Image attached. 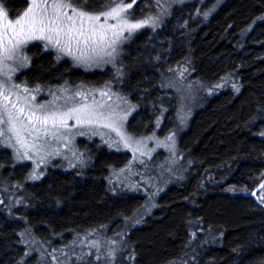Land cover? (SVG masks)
Returning <instances> with one entry per match:
<instances>
[{"label":"trees","instance_id":"obj_1","mask_svg":"<svg viewBox=\"0 0 264 264\" xmlns=\"http://www.w3.org/2000/svg\"><path fill=\"white\" fill-rule=\"evenodd\" d=\"M105 1L92 4L99 8ZM7 2L12 11L23 3ZM196 8L176 10L155 34L142 32L124 47L125 91L138 107L128 131L148 133L162 101L174 105L173 97H162L170 93L160 89V74L186 57L198 79L234 74L241 90L222 92L195 113L179 142L190 175L168 188L144 224L126 235L134 254L122 264H264V208L250 198L264 180V0H227L207 21L193 15ZM30 51V83H98L104 77L66 63L55 66L50 55ZM120 155L101 150L84 181L76 171L50 170L41 182L28 184L27 167L12 168L9 152L1 150L0 185L15 180L28 192L11 217L0 212V264H40L48 249L65 245L69 236L128 219L142 198L111 195L106 183ZM260 194L264 198V188L257 194L264 205Z\"/></svg>","mask_w":264,"mask_h":264},{"label":"rangeland","instance_id":"obj_2","mask_svg":"<svg viewBox=\"0 0 264 264\" xmlns=\"http://www.w3.org/2000/svg\"><path fill=\"white\" fill-rule=\"evenodd\" d=\"M20 1L24 2V7L11 12L13 21L18 19L31 3V0ZM226 1L136 0L133 7L127 10L128 22L136 23L151 18L150 22L134 30L131 35L125 30L115 45L114 52L106 42L103 54L92 56L86 63L75 60L73 55L67 54L66 49L62 52L59 46L50 45L47 41L39 39L29 40L21 45L16 50L21 52L19 58L15 52L12 54L22 67L26 61L23 48L34 43L43 50L52 52L59 62L68 61L73 71L82 74H104L98 83L75 82L74 79L73 83L66 82L65 85L55 89L48 90L43 86L37 88L38 90H27L25 86L9 81L14 71L10 66L11 59L0 62V116H5V110L16 114L19 108H23L25 113L36 111L38 115H43L39 110L41 105L46 106L49 111L59 109L61 112H66L72 107L89 105L111 118L110 121L86 124L82 127L74 126L76 125L74 119L69 120V127L59 129L58 136L41 133L39 140H35L34 136L28 137L24 146L18 144L15 138L10 139L12 135L10 132L0 136V151L9 152L11 167L22 165L27 167L24 182L39 183L48 176L50 170H55L51 172L76 171L81 176L78 179L84 181L85 173L91 170L89 167L94 161L93 156L95 157L101 150H106L124 156L120 155V161L117 160L118 167L114 166L108 170L106 183L111 195L142 198L141 206L124 222L112 228H96L69 236L65 245L48 249V255H44L40 264H122L125 257L130 260L134 253L130 251L126 235L132 229L144 224L145 219L156 209L158 198L168 188L183 185L187 181L191 164L179 148L181 137L187 132L195 113L203 109L212 98L225 91L237 95L241 90L239 80L234 74L225 73L217 80L206 83L194 76L195 68L188 57L166 67L160 74V89L169 91L170 94L164 93L162 97H173L174 105L162 101L151 130L145 134L134 135L128 131V122L137 113L138 107L131 102L125 91V73L120 58L124 47L128 46L135 36L142 32L155 34L176 10L196 4L198 8L194 9L193 15L207 21L224 6ZM124 2L132 3V0H124ZM115 3H119V0H115ZM138 3L143 4H140L134 12ZM109 6H115L113 0L105 1L99 8L96 7L97 9L94 5L89 10L98 13L107 10ZM100 23H103V17ZM108 25H116L115 30L118 31L121 22L109 19ZM2 33L3 30H0V34ZM113 38H115L113 30H109L107 40ZM108 52H112V55H107ZM74 53L76 56L80 55L79 51L75 50V46ZM13 104L16 108H13ZM170 112H172L171 117H167ZM104 123H112L113 126L104 127ZM48 127L51 128V123ZM33 144L35 147L32 146ZM34 176L38 178H33ZM15 183L16 181L13 180L0 185V212L9 217L13 215L15 209L24 206L25 194L28 192L24 186H21L22 184ZM248 194L242 192L240 195ZM260 198L262 199L261 194ZM27 249L30 250V247ZM42 250L44 252L43 248Z\"/></svg>","mask_w":264,"mask_h":264},{"label":"snow or ice","instance_id":"obj_3","mask_svg":"<svg viewBox=\"0 0 264 264\" xmlns=\"http://www.w3.org/2000/svg\"><path fill=\"white\" fill-rule=\"evenodd\" d=\"M135 2L136 0H132V3L119 0V3H115L113 0L115 6H109L107 10L97 13L89 10L93 7L92 0H31L27 10L14 21L8 19V14L0 5V20L3 21V33L0 34V57H2L0 62L11 59L12 54L21 45L34 39L45 40L50 45L59 46L62 52L66 49L68 55H73L75 60L84 63L92 56L103 54L106 42L114 52L115 45L125 30L131 35L134 30L147 25L151 20L149 18L136 23L128 22L127 10L132 8ZM102 17L103 23H100ZM109 19L121 22L118 31L115 30L116 25H108ZM109 30H113L115 37L110 41L107 40ZM74 46L75 50L79 51V56L75 55ZM106 54L111 56L112 52ZM101 94L106 95V93ZM13 108H16L15 104ZM39 110L43 115H38L36 111L25 113L23 108H19L16 114L5 110L7 119L5 116H0V136L10 132L12 134L10 139L15 138L18 144L24 146L28 137L34 136L35 140H39L41 133L58 136L59 129L69 127V120L74 119L76 121L74 126L82 127L111 119L110 116H105L102 111H97L89 105L72 107L66 112H61L59 109L49 111L46 106L41 105ZM49 123L51 128L48 127ZM103 126L112 127L113 124L104 123ZM32 146L35 147V144ZM261 187L264 188V184Z\"/></svg>","mask_w":264,"mask_h":264},{"label":"flooded vegetation","instance_id":"obj_4","mask_svg":"<svg viewBox=\"0 0 264 264\" xmlns=\"http://www.w3.org/2000/svg\"><path fill=\"white\" fill-rule=\"evenodd\" d=\"M7 1L8 0H0V5H2L3 11L8 14V19L11 20L12 10L9 7V3ZM23 7H24V2L22 3V7H20V9H22ZM20 9H17V10H20ZM2 24H3V21L0 20V30H3ZM33 47L37 48L38 52L41 55H50L51 60L53 61L55 66H58L61 63H66L68 65V68H72L68 61L59 62V60L55 57V55H53L52 52H47V51L43 50L42 48H40L38 45H35L34 43H32V44L26 45L23 48V53H24L23 55H25V59H26L25 65L22 66L23 68L21 67L22 64L17 60V58L20 57V53H21L20 50L15 52L16 55H18L17 58L16 57L11 58L10 66H11L12 70H14V71L12 72V74L10 76V77H12L11 78L12 81L9 78L10 82H13L15 84H21L22 86H25V88L27 90H36L37 88L43 87V86L49 90V89H55L61 85H65L66 82L70 83V84L72 83L68 79H64V80L53 82V83H30L29 81H27V79L25 77V73L27 71H29L32 67V55L33 54L31 53L30 49Z\"/></svg>","mask_w":264,"mask_h":264},{"label":"water","instance_id":"obj_5","mask_svg":"<svg viewBox=\"0 0 264 264\" xmlns=\"http://www.w3.org/2000/svg\"><path fill=\"white\" fill-rule=\"evenodd\" d=\"M262 184H264V180L250 193V198L256 203L257 206L264 208V205L260 203L257 197V194L262 189Z\"/></svg>","mask_w":264,"mask_h":264}]
</instances>
